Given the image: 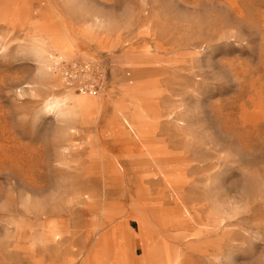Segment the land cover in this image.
I'll list each match as a JSON object with an SVG mask.
<instances>
[{
    "label": "rangeland",
    "instance_id": "374dc122",
    "mask_svg": "<svg viewBox=\"0 0 264 264\" xmlns=\"http://www.w3.org/2000/svg\"><path fill=\"white\" fill-rule=\"evenodd\" d=\"M0 264H264V0H0Z\"/></svg>",
    "mask_w": 264,
    "mask_h": 264
},
{
    "label": "bare ground",
    "instance_id": "6f19581e",
    "mask_svg": "<svg viewBox=\"0 0 264 264\" xmlns=\"http://www.w3.org/2000/svg\"><path fill=\"white\" fill-rule=\"evenodd\" d=\"M80 92H81L82 95H86V96H93V95L96 94V93H93V91H91V92L88 94V93L84 92L83 89H80ZM114 169H115L116 172H119L120 170L123 171V169H122L121 166H116L115 164H114ZM57 236H58V235H55L54 237L56 238Z\"/></svg>",
    "mask_w": 264,
    "mask_h": 264
},
{
    "label": "built area",
    "instance_id": "2783aa9c",
    "mask_svg": "<svg viewBox=\"0 0 264 264\" xmlns=\"http://www.w3.org/2000/svg\"><path fill=\"white\" fill-rule=\"evenodd\" d=\"M90 89H91V88H90ZM83 91H84V89H83ZM88 91H89V92H88ZM91 91H92V90H87V91H84V92H86V93H87V92L90 93ZM93 93H94V91H93Z\"/></svg>",
    "mask_w": 264,
    "mask_h": 264
}]
</instances>
